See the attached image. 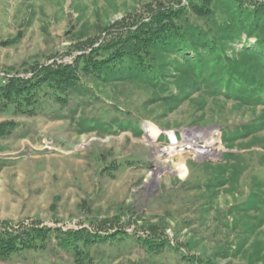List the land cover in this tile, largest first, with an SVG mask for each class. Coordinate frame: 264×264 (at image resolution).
I'll list each match as a JSON object with an SVG mask.
<instances>
[{"label": "rangeland", "instance_id": "1", "mask_svg": "<svg viewBox=\"0 0 264 264\" xmlns=\"http://www.w3.org/2000/svg\"><path fill=\"white\" fill-rule=\"evenodd\" d=\"M178 1L187 5L0 0V85L31 78L38 66L71 64L110 25L147 18V5ZM232 6L215 0L213 20L189 11L187 21L222 45ZM245 39L225 55L234 58ZM150 61L158 76L166 66L175 71L156 51ZM163 76L155 88L80 73L78 89L67 94L45 86L17 104L0 96V124L12 128L0 138V223L125 233L69 247L53 233L44 250L0 264H264V105L246 106L205 86L182 95L187 78ZM142 240L165 246L156 252Z\"/></svg>", "mask_w": 264, "mask_h": 264}, {"label": "trees", "instance_id": "2", "mask_svg": "<svg viewBox=\"0 0 264 264\" xmlns=\"http://www.w3.org/2000/svg\"><path fill=\"white\" fill-rule=\"evenodd\" d=\"M214 1L186 0L187 5H183V1L169 6L147 5V18L135 15L110 25L104 30L106 38L92 39L87 49H82L71 64L54 62L34 68L31 78L10 77L7 83L0 85V96L17 104L20 99L28 100L33 92L45 86L67 94L78 89L80 73L111 81L132 78L156 88L160 87L163 75L169 71L178 79L187 78L182 95H187L193 85L205 86L214 94L246 106L264 105V4L248 7L243 0H230L233 5L230 22L220 45L213 39L208 40L205 32L187 21L189 11L199 20H213ZM244 37L245 43L240 50L236 49L235 57L226 56L225 48L234 47ZM252 39L255 40L253 44L249 43ZM153 51L174 62L175 71L166 66L162 68V76H158L155 64L150 61ZM127 61L131 62L129 66L120 67ZM242 66L246 67L244 71ZM162 100L172 99L170 95H164ZM11 129V123L0 124V138L9 134ZM53 233L64 238L68 247L76 246L82 240L86 243H106L119 234H125L119 231L100 236L86 230L63 233L62 230L37 225L11 229L8 222H1L0 260H8L31 250H44ZM142 241L156 252L162 251L165 246L164 241Z\"/></svg>", "mask_w": 264, "mask_h": 264}, {"label": "bare ground", "instance_id": "3", "mask_svg": "<svg viewBox=\"0 0 264 264\" xmlns=\"http://www.w3.org/2000/svg\"><path fill=\"white\" fill-rule=\"evenodd\" d=\"M158 137V133H153L152 134V138H157ZM187 149V148H186ZM201 153L200 152H197L195 150H192V155H195V156H199ZM180 168H178V171L181 172V176H185L186 173H187V169H186V166H185V163L182 162L181 165H179Z\"/></svg>", "mask_w": 264, "mask_h": 264}]
</instances>
